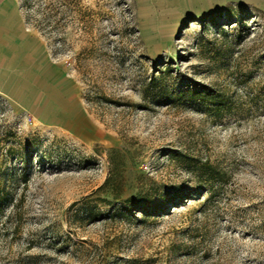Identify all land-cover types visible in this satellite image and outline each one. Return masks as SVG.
<instances>
[{
  "label": "rangeland",
  "instance_id": "374dc122",
  "mask_svg": "<svg viewBox=\"0 0 264 264\" xmlns=\"http://www.w3.org/2000/svg\"><path fill=\"white\" fill-rule=\"evenodd\" d=\"M33 1L86 118L0 94V264H264V0Z\"/></svg>",
  "mask_w": 264,
  "mask_h": 264
},
{
  "label": "crops",
  "instance_id": "0c3cea01",
  "mask_svg": "<svg viewBox=\"0 0 264 264\" xmlns=\"http://www.w3.org/2000/svg\"><path fill=\"white\" fill-rule=\"evenodd\" d=\"M0 94L52 127L70 129L86 118L77 86L26 26L17 0H0Z\"/></svg>",
  "mask_w": 264,
  "mask_h": 264
},
{
  "label": "trees",
  "instance_id": "16d2710c",
  "mask_svg": "<svg viewBox=\"0 0 264 264\" xmlns=\"http://www.w3.org/2000/svg\"><path fill=\"white\" fill-rule=\"evenodd\" d=\"M66 2H67L66 0L50 1L49 6L47 7L48 9L47 8L45 9L46 10L45 12H47L45 19L49 21H53L56 24L63 25L65 27L66 26ZM33 3H34L33 0H22L23 5L21 7L30 9ZM202 95L205 96L208 103H211L214 106L216 105V100L213 99L214 97L210 93L206 92V93H203ZM3 191L4 190L0 185V201L3 195ZM127 201L130 202V200H127Z\"/></svg>",
  "mask_w": 264,
  "mask_h": 264
}]
</instances>
